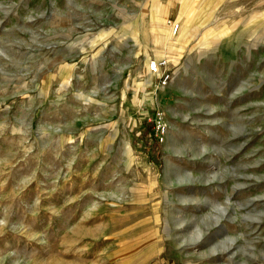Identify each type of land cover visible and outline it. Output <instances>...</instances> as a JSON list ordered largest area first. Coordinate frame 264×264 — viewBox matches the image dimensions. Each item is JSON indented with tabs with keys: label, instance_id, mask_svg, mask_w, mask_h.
<instances>
[{
	"label": "rangeland",
	"instance_id": "374dc122",
	"mask_svg": "<svg viewBox=\"0 0 264 264\" xmlns=\"http://www.w3.org/2000/svg\"><path fill=\"white\" fill-rule=\"evenodd\" d=\"M212 3L0 0V264H264V7Z\"/></svg>",
	"mask_w": 264,
	"mask_h": 264
},
{
	"label": "built area",
	"instance_id": "2783aa9c",
	"mask_svg": "<svg viewBox=\"0 0 264 264\" xmlns=\"http://www.w3.org/2000/svg\"><path fill=\"white\" fill-rule=\"evenodd\" d=\"M179 28V23L173 24V33L178 32ZM150 68L151 71L160 78V83L162 85H167L173 76L168 58L152 59L150 62ZM169 125V120L161 108H156L153 118V129L155 137L160 142L165 140Z\"/></svg>",
	"mask_w": 264,
	"mask_h": 264
},
{
	"label": "crops",
	"instance_id": "0c3cea01",
	"mask_svg": "<svg viewBox=\"0 0 264 264\" xmlns=\"http://www.w3.org/2000/svg\"><path fill=\"white\" fill-rule=\"evenodd\" d=\"M211 6L219 7H264V0H213ZM149 68V65H148ZM149 71L151 72L150 68Z\"/></svg>",
	"mask_w": 264,
	"mask_h": 264
},
{
	"label": "bare ground",
	"instance_id": "6f19581e",
	"mask_svg": "<svg viewBox=\"0 0 264 264\" xmlns=\"http://www.w3.org/2000/svg\"><path fill=\"white\" fill-rule=\"evenodd\" d=\"M164 54H165V53H164ZM151 60H152V59L147 58V62L149 63V68H150V62H151ZM150 70H151V68H150ZM151 72H152V71H151ZM149 80H150V79H149ZM149 80H148V81H149Z\"/></svg>",
	"mask_w": 264,
	"mask_h": 264
}]
</instances>
